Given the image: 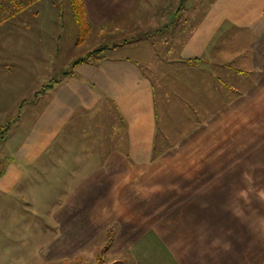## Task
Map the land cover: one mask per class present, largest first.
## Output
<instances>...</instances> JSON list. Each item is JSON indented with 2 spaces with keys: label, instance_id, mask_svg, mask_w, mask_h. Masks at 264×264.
Wrapping results in <instances>:
<instances>
[{
  "label": "crops",
  "instance_id": "obj_1",
  "mask_svg": "<svg viewBox=\"0 0 264 264\" xmlns=\"http://www.w3.org/2000/svg\"><path fill=\"white\" fill-rule=\"evenodd\" d=\"M84 5L103 58L71 60L0 134V208L21 211L19 187L40 207L24 227L0 210L14 264L90 257L102 236L104 264H264V0Z\"/></svg>",
  "mask_w": 264,
  "mask_h": 264
},
{
  "label": "rangeland",
  "instance_id": "obj_2",
  "mask_svg": "<svg viewBox=\"0 0 264 264\" xmlns=\"http://www.w3.org/2000/svg\"><path fill=\"white\" fill-rule=\"evenodd\" d=\"M79 36V27L73 17L69 0H39L0 25V105L2 102L0 111L5 110L9 113L6 122L2 121L3 117L0 116L3 131L8 128H6V125L9 126V122L13 118L24 112L29 105V101H36L35 96L42 85L52 83L54 80L61 78L64 72L70 71L71 65H69V62L71 60L75 61L76 58L86 56V53L95 42L96 29L90 27L81 42H79ZM151 39L154 40L153 36H151ZM120 53L127 52L122 49ZM14 101H18V106L11 104ZM26 124L24 121L20 122L21 127H25ZM263 144L264 139H259V146H263ZM7 161V157L0 154V172L4 169ZM258 187L260 193L257 197L258 202H260V200H263L261 199L263 197L261 193L264 192L262 190L264 187H261V185ZM60 189L59 185H55L47 187L44 191L49 198L50 210L59 203ZM23 191V187H19L13 194V203L15 204L17 201L16 204L21 206L19 208L21 213L11 206L9 201L2 203L1 206L3 210L9 211L12 208L19 212L14 214L12 219L17 220L15 226L18 227H24L32 223L33 220L30 219L32 208L40 210V207L34 205L33 201L29 199L23 200L27 206L24 203L21 205L20 197L25 196L28 198V194ZM44 193L43 190H35L33 195L38 200L42 197L41 194ZM247 195L249 196L248 191ZM38 204L42 205V203ZM36 212L35 214L38 215L34 218V221H38L43 225L46 219L42 218L41 213ZM2 220H6V218ZM35 225L36 223L33 226ZM49 226V229L52 230V224H49ZM21 234L19 232L15 235V230L11 229L8 235L0 236V248L1 246L3 248L0 250V264H14L23 259L18 257L21 251L14 250L21 240ZM33 241V244L37 246L38 240L33 239ZM103 245H107L105 236L99 238L93 248L85 252L88 254L94 252L90 257L53 261L51 263L39 262L37 258H33L32 260L27 259V262L29 264L109 263L110 259L106 255L109 244L107 247L105 246L106 249L102 247Z\"/></svg>",
  "mask_w": 264,
  "mask_h": 264
},
{
  "label": "trees",
  "instance_id": "obj_3",
  "mask_svg": "<svg viewBox=\"0 0 264 264\" xmlns=\"http://www.w3.org/2000/svg\"><path fill=\"white\" fill-rule=\"evenodd\" d=\"M37 1L39 0H0V25L6 22L7 20L13 18L15 15H17L25 8L34 4ZM69 1L72 7L73 17L79 27V32H80L79 42H81L90 29V25L86 17L84 0H69ZM105 48L106 47L103 46L93 51H90L86 56L74 61V64L85 62L91 59L101 60L103 56H100V54L103 50H105ZM3 132L2 130L0 131L1 134ZM2 172L3 171L0 172V176L2 175ZM110 235L111 233L108 231L107 236ZM110 241L111 238L109 239L108 243H110Z\"/></svg>",
  "mask_w": 264,
  "mask_h": 264
},
{
  "label": "clouds",
  "instance_id": "obj_4",
  "mask_svg": "<svg viewBox=\"0 0 264 264\" xmlns=\"http://www.w3.org/2000/svg\"><path fill=\"white\" fill-rule=\"evenodd\" d=\"M242 195H244V193H241ZM261 196H264V192L261 193Z\"/></svg>",
  "mask_w": 264,
  "mask_h": 264
}]
</instances>
